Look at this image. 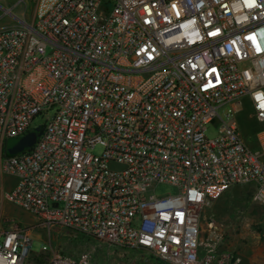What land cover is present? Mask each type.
<instances>
[{"label": "built area", "instance_id": "2783aa9c", "mask_svg": "<svg viewBox=\"0 0 264 264\" xmlns=\"http://www.w3.org/2000/svg\"><path fill=\"white\" fill-rule=\"evenodd\" d=\"M5 2L34 14L5 9L17 23L0 29V180L17 181L2 200L35 225L0 223V264H28L37 228L94 242L79 256L51 248L46 264H108L102 247L238 264L221 234L202 250L200 232L234 186L253 184L264 207V131L252 149L235 120L247 99L264 124V0ZM37 128L31 149L6 155ZM159 185L177 194H151Z\"/></svg>", "mask_w": 264, "mask_h": 264}, {"label": "rangeland", "instance_id": "374dc122", "mask_svg": "<svg viewBox=\"0 0 264 264\" xmlns=\"http://www.w3.org/2000/svg\"><path fill=\"white\" fill-rule=\"evenodd\" d=\"M5 9H12L17 17L28 21L34 14L32 6L28 9L24 6L13 8L12 3H1L0 29L17 23L10 15H5ZM244 104V111L235 120L247 145L255 149L257 134L264 131V124L258 123L252 117L250 103L247 99L244 100ZM223 113L224 109H221L220 114ZM42 123L43 120L37 118L34 125L39 127ZM219 127V124H210L206 133L207 137L214 139ZM89 152L100 156L103 148L98 145ZM16 182V178L12 176H4L3 180H0V223L3 228H8L15 223L30 228L35 225L34 218L12 203L2 200V190L10 189ZM254 191L253 184L234 186L203 212L200 232L202 250L205 251L208 247V239L212 235L221 234L223 242L219 246L220 251H230L238 260V264H264V207L254 203ZM150 193L164 197L177 194V189L171 185H159ZM31 237L33 246L27 260L28 264H41L36 262L41 255L45 256L43 264L46 263L49 257L47 251L51 248L79 256L94 245L93 241L64 229L49 231L37 228L32 230ZM102 248L99 254H106L109 257H103L108 264H165L152 258V255L146 252Z\"/></svg>", "mask_w": 264, "mask_h": 264}, {"label": "water", "instance_id": "95a60500", "mask_svg": "<svg viewBox=\"0 0 264 264\" xmlns=\"http://www.w3.org/2000/svg\"><path fill=\"white\" fill-rule=\"evenodd\" d=\"M40 135L41 131L37 128L24 137L8 140L5 145L6 155L15 156L31 149L36 144Z\"/></svg>", "mask_w": 264, "mask_h": 264}, {"label": "trees", "instance_id": "16d2710c", "mask_svg": "<svg viewBox=\"0 0 264 264\" xmlns=\"http://www.w3.org/2000/svg\"><path fill=\"white\" fill-rule=\"evenodd\" d=\"M66 254H68V253H66ZM44 258H45V256L41 255V256H39V259L36 260V262L43 264ZM44 264H46V263L44 262Z\"/></svg>", "mask_w": 264, "mask_h": 264}, {"label": "crops", "instance_id": "0c3cea01", "mask_svg": "<svg viewBox=\"0 0 264 264\" xmlns=\"http://www.w3.org/2000/svg\"><path fill=\"white\" fill-rule=\"evenodd\" d=\"M15 186H16V184H15L13 187H11L10 189H8V190H4V189H3L1 193L3 194L4 191H11V190H13V189L15 188ZM2 194H1V195H2ZM152 258H153V257H152ZM154 259H155V258H154Z\"/></svg>", "mask_w": 264, "mask_h": 264}]
</instances>
